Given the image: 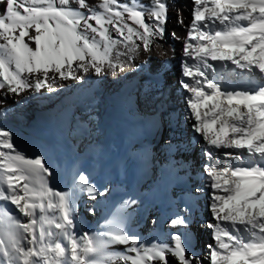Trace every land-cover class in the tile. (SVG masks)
<instances>
[{
  "label": "snow or ice",
  "instance_id": "snow-or-ice-1",
  "mask_svg": "<svg viewBox=\"0 0 264 264\" xmlns=\"http://www.w3.org/2000/svg\"><path fill=\"white\" fill-rule=\"evenodd\" d=\"M191 2L190 23L185 24L180 13L176 20L187 29L182 75L188 79L179 84L191 94L186 100L191 130L210 146L205 151L210 161L217 159L213 149L222 148L246 150L253 158L244 163L243 154L226 152V158L242 163L204 166L211 190L212 220L205 225L213 239L206 245L208 264H264V86L256 91L228 90L232 74L221 75L212 63L225 69L230 62L237 69L264 74V0ZM93 7L88 0H0V89L12 94L29 89L53 93L58 80L126 72L145 55L139 70L167 35L179 42L175 32L167 31L168 0H154L147 13L118 0H102L98 7L103 11H91ZM156 58L163 60L160 54ZM158 114L162 126L167 112ZM0 148L14 149L10 131H0ZM46 173L51 175V170L40 157L26 159L20 152L0 151V200L9 201L28 218L17 221L22 237L9 227L8 244L0 239L7 264H13L16 253L22 264H69V258L71 264H204L181 232L170 235L171 244L151 246L127 234L121 211L139 203L131 196L120 202L104 230L78 236L74 193L54 190ZM75 184L91 200L108 195L86 173L77 172ZM199 192V187L193 189V194ZM87 211L95 215L96 208ZM181 212L170 218L169 227H189L192 209L184 205ZM117 246L124 250L116 251Z\"/></svg>",
  "mask_w": 264,
  "mask_h": 264
},
{
  "label": "bare ground",
  "instance_id": "bare-ground-1",
  "mask_svg": "<svg viewBox=\"0 0 264 264\" xmlns=\"http://www.w3.org/2000/svg\"><path fill=\"white\" fill-rule=\"evenodd\" d=\"M88 2L94 6L91 11H103L98 7L102 0ZM118 3H128L147 13L154 0H118ZM168 4L167 31L175 32L179 42L167 35L149 54L151 60L139 70L137 67L147 60L145 55L126 72L117 70L106 77L90 74L83 81L58 80L53 93L46 90L35 93L29 89L12 94L6 88L0 89V131H10L14 144V149L0 148V151H11L13 155L20 152L26 159L40 157L51 170V175L45 174L49 186L74 193L78 236L85 231L95 235L104 230L102 226L116 214L120 202L131 196L139 203L121 211L127 234L151 246L171 244L170 235L181 232L189 249L208 264L206 245L213 243V239L211 231L205 227L212 216L209 212L210 178L204 166L206 163L217 166L242 163L226 158V152L234 156L243 154L244 163H250L253 158L247 156L246 150L222 148L213 149L217 159L210 161L205 155L210 146L191 130L192 117L186 104L191 94L179 84L188 79L182 75L187 29L178 26L176 20L180 13L185 24L190 23L193 4L191 0H168ZM113 36L117 38L115 33ZM157 54L163 56V60L157 59ZM212 63L221 75L232 74L233 78L226 85L228 90L256 91L264 86V74L258 69L249 73L230 62L225 69L220 68L219 62ZM136 100L143 107L138 108L140 115L133 117ZM158 110H166L167 115L161 134L156 136L158 133L152 132L150 127ZM131 116L141 119L134 120ZM157 119L160 121V117ZM77 172L86 173L94 185L107 189L108 195L89 199L75 184ZM196 187L200 188L198 195L193 194ZM184 205L192 209L188 216L189 227H169L170 218L182 214ZM93 206L96 213L89 215L87 209ZM39 215L37 210V219ZM0 220L3 221L0 239L7 245V229L13 227L22 237L23 230L16 226L17 221L27 222L28 218L9 201L0 200ZM38 229L39 225L37 232ZM191 230L204 234L195 244L186 240ZM53 231L58 230L53 228ZM61 242L67 244L63 238ZM115 250L123 251L124 246H117ZM0 260L7 264L3 252H0ZM13 264H22L19 253L15 254Z\"/></svg>",
  "mask_w": 264,
  "mask_h": 264
},
{
  "label": "rangeland",
  "instance_id": "rangeland-1",
  "mask_svg": "<svg viewBox=\"0 0 264 264\" xmlns=\"http://www.w3.org/2000/svg\"><path fill=\"white\" fill-rule=\"evenodd\" d=\"M142 107H143V105L141 106V104L138 103V101L136 100L135 111H134L133 117L140 115V112L138 113V108H142ZM158 117H159L158 114L155 115V117H154L155 120H154L152 126L150 127L152 132L155 131L156 133H158L156 136H159L161 134V130H163V126H161L160 122L157 119ZM131 118H132V116H131ZM132 119L139 120L141 118H139V119L132 118ZM151 165H152V163H151ZM191 231L189 232L190 234L188 233V235H186V240L189 241L190 243L192 242V244H195L198 238L200 239V237L204 236V234L200 233L199 230H194L192 232ZM194 235H195V237H194Z\"/></svg>",
  "mask_w": 264,
  "mask_h": 264
}]
</instances>
